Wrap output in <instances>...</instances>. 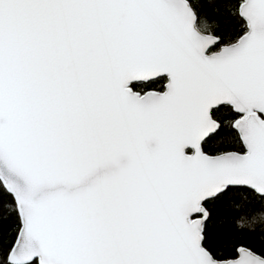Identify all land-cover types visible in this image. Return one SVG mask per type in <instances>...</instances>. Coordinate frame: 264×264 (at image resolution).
Returning a JSON list of instances; mask_svg holds the SVG:
<instances>
[{
  "label": "snow or ice",
  "instance_id": "6c2138e0",
  "mask_svg": "<svg viewBox=\"0 0 264 264\" xmlns=\"http://www.w3.org/2000/svg\"><path fill=\"white\" fill-rule=\"evenodd\" d=\"M224 207L264 244V0H0V264H264Z\"/></svg>",
  "mask_w": 264,
  "mask_h": 264
},
{
  "label": "trees",
  "instance_id": "16d2710c",
  "mask_svg": "<svg viewBox=\"0 0 264 264\" xmlns=\"http://www.w3.org/2000/svg\"><path fill=\"white\" fill-rule=\"evenodd\" d=\"M222 146L218 144H211L208 146V150L215 152L219 150ZM249 209L254 208L253 205H248ZM221 220L224 222H217L214 227V231L221 237L222 241L225 242L227 250L234 256L235 252L233 251L234 246L236 245H248L253 247L257 252H264V244H261L259 240L260 224L256 225L257 232L255 234L239 231L236 229L235 225L231 222L230 216L231 213L227 207L221 208ZM257 217L264 215V209H255ZM251 219V215L248 217Z\"/></svg>",
  "mask_w": 264,
  "mask_h": 264
}]
</instances>
